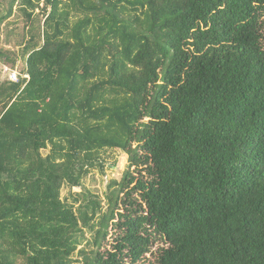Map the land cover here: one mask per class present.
Wrapping results in <instances>:
<instances>
[{
  "label": "trees",
  "instance_id": "1",
  "mask_svg": "<svg viewBox=\"0 0 264 264\" xmlns=\"http://www.w3.org/2000/svg\"><path fill=\"white\" fill-rule=\"evenodd\" d=\"M42 3L28 81L0 79V264H74L84 230L83 264H142L159 242L155 264H264V0ZM107 151L136 175L106 210L61 200Z\"/></svg>",
  "mask_w": 264,
  "mask_h": 264
},
{
  "label": "rangeland",
  "instance_id": "2",
  "mask_svg": "<svg viewBox=\"0 0 264 264\" xmlns=\"http://www.w3.org/2000/svg\"><path fill=\"white\" fill-rule=\"evenodd\" d=\"M12 0H0V50L5 51L10 59L16 61L15 71H19L24 64V48L30 47L34 43L41 44L42 37V0L40 1L39 8L30 10L23 5L22 0H17L12 7V14L10 17H3L7 14L10 2ZM36 5L37 0H32ZM26 8L27 13H32L30 19L26 17L23 9ZM262 33L264 36V16L262 17ZM1 64V63H0ZM3 65V64H1ZM7 73L3 72L0 74V79L5 77ZM49 148L43 151V155L48 153ZM103 170L94 169L91 170L88 176L83 180L80 188L70 189L64 186L60 193V198L68 204H73L74 208L81 201V197L78 196L80 193H89L96 195L98 200L102 204V210L105 211L107 208L108 185L112 181L120 182L126 171H130L133 175H136L134 171L135 167L129 168L128 156L122 151H107L102 154ZM81 195V194H80ZM78 199L77 203L74 200ZM122 209L121 206H119ZM111 225V224H110ZM92 234L88 230H84V238L81 245L78 247L77 252L73 256L76 261L74 264H83L84 256L78 253V250L83 249L86 253H89L91 249H94L93 245L90 244L92 240ZM115 233L111 226L108 228V235L102 244V250L111 249L114 243ZM163 246L161 242L155 244L151 248V253L145 255V259L142 264H155L156 254L158 249Z\"/></svg>",
  "mask_w": 264,
  "mask_h": 264
},
{
  "label": "built area",
  "instance_id": "3",
  "mask_svg": "<svg viewBox=\"0 0 264 264\" xmlns=\"http://www.w3.org/2000/svg\"><path fill=\"white\" fill-rule=\"evenodd\" d=\"M3 72L7 73V75H5L6 80L12 82V83H19L21 80H26L28 81L29 77L27 74H22L19 71H15V69H11L6 65H1L0 64V74Z\"/></svg>",
  "mask_w": 264,
  "mask_h": 264
}]
</instances>
